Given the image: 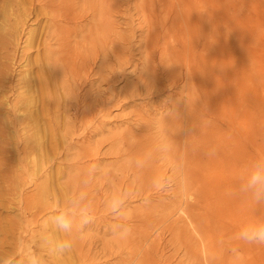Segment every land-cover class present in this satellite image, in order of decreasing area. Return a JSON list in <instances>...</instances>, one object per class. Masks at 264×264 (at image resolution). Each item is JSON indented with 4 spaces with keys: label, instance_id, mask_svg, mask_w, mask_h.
Here are the masks:
<instances>
[{
    "label": "rangeland",
    "instance_id": "rangeland-1",
    "mask_svg": "<svg viewBox=\"0 0 264 264\" xmlns=\"http://www.w3.org/2000/svg\"><path fill=\"white\" fill-rule=\"evenodd\" d=\"M99 1L93 0L94 10L85 7L80 12L82 16L79 20L68 22V25L73 21L86 23L82 26L81 34L88 26L94 29L101 25L95 38L112 41V48H107L106 58L102 60L100 55L96 59L92 66L94 70L89 76H80V82L85 81V85H76L79 86L77 88L72 84L75 80L72 75L75 77L78 74V66L72 68L73 74L67 72L68 79L67 75L62 76L64 81L61 84V26L64 29L67 25L61 22V0H0V258H11L13 264H24V252L30 248L45 264H81L80 253L88 255L86 264H264V244H248L236 238L248 223L264 222V203L257 204L250 195L240 192L251 165L257 159L264 158V0H144V3L142 0H113L114 6L108 4L112 0ZM183 3L186 6H182ZM89 19L92 22H88ZM150 27H153L152 33ZM75 35L69 36L71 40L67 43L76 48L74 41H78L81 35ZM131 35L132 39L136 37L134 41L130 38ZM152 37L156 43L151 40ZM119 38L124 42L126 40L124 54L125 59L128 56L130 60L121 69L114 65L117 71L114 68L112 71L110 66L116 61L113 59L115 56L110 54L117 46L124 44L123 41L120 43ZM85 39L88 40L89 35H85ZM182 40L186 41L184 47L182 43L185 41ZM174 42L181 49L188 48L186 55L184 52L181 54L182 50H178ZM129 43H132L133 49L127 54ZM144 43L153 56L145 55ZM150 43L155 47L154 52ZM180 43L181 46L178 45ZM200 44H203L202 49ZM165 45L167 49L163 47ZM76 50L82 53L81 47ZM172 56H180L179 65L171 66ZM192 57L195 62L202 60V57L206 59L203 58L202 61L206 64L203 69L206 74L204 87L207 91L204 89L203 98L198 85L193 89V97L196 96L194 99L199 101L198 98H203L204 103L202 102V106L201 103L198 106V102L193 103L199 112L193 113L189 147L187 145L185 148L187 150H183L184 142L180 138L179 142H175L178 144L174 151L165 155L166 157L156 150H152L155 152L151 151L150 154L143 152L146 154L143 156L141 152L140 156H136V163L139 162L142 167L128 172L127 187L117 189L110 185L106 188L105 183L101 186L103 191H98L99 183L95 181V184L91 183L84 188L93 201V223L81 228L77 221L70 234L57 230L50 217L64 208L70 193L83 188V185L75 186L76 183L68 181V172L61 170V166L72 158L68 153L70 149H64L71 144L68 143L70 138L62 145V134L64 125H67L66 110L72 107L75 97L82 99L95 90L97 92L92 95H97L98 91L102 93L105 103L109 102L106 109L111 119L107 122V127H114L111 132L129 135L127 126H135L132 115L135 109H132L137 108L139 102L148 104L147 112L159 116L166 111L161 107L165 100L164 93L171 94L175 90L177 96L174 98L180 95L186 99L185 92L180 93L178 81H181L180 69L183 70L182 67L189 63L186 61ZM107 61L110 62L109 65ZM74 62L80 65V61ZM149 62L151 67L148 68L146 64ZM49 64L59 66L49 67ZM133 64H137L135 68ZM164 65H169L167 67L172 70L169 74L171 79L168 77L170 80L166 82L164 72L160 70ZM194 65L192 66L195 67ZM99 66L105 73L99 72ZM157 67L159 69L156 71ZM110 70L113 80L100 81L101 75H108ZM139 74L144 76V82H148L149 76L154 82H162L164 90L157 93L151 90L153 94H146L143 90L144 97L122 100L118 95L123 92V85L131 80L135 81ZM38 76L45 78L47 86L43 111H39L41 99L38 93ZM171 80L174 81L171 83ZM168 84H173V87ZM63 94L67 97L64 98ZM156 99L159 100L160 108L155 106ZM151 103L154 107L150 106ZM150 108L156 110L150 111ZM30 110L38 115L37 124H32L28 117ZM200 112L202 116L199 115ZM19 113L25 115H18ZM98 119H94V123ZM20 121L26 126H21L18 123ZM91 121L86 124L89 130L83 126L80 129L84 133L80 129L76 131L75 138L72 137L73 143H80L89 134L94 124ZM36 129L41 131L36 142L42 141L43 146L23 154V141L20 142L22 135H33ZM153 130L151 129V133H155ZM182 131L184 133V127H179L181 137ZM108 132L103 130L102 134L97 133L93 137H103ZM169 137L174 140L170 134ZM133 138L129 135L124 141L134 146L137 143ZM147 139L145 137V141ZM118 141L120 138L113 141L114 146ZM105 148L107 144L104 145L103 149ZM114 151L115 147L110 154L99 155V160L102 161L99 166L104 170L110 168L103 167V163L114 159ZM70 153L72 154V150ZM156 154L159 155L158 158ZM126 156L128 157L122 160L124 165L127 162V165L132 166L135 162L131 159L133 154ZM147 156L149 158L146 160ZM183 170H188V173ZM133 175L139 178L134 180ZM184 176L188 182L184 181ZM124 189H130L134 193L127 202L128 217L124 221L131 228V234L127 239L117 240L111 233L114 221L105 207V201L111 193ZM25 196H29L32 210L28 213H22L21 210ZM96 196H99L98 200L94 198ZM8 222L13 223L9 232ZM43 236L53 240H71L72 248L61 257L52 258L48 247L43 243Z\"/></svg>",
    "mask_w": 264,
    "mask_h": 264
},
{
    "label": "bare ground",
    "instance_id": "bare-ground-1",
    "mask_svg": "<svg viewBox=\"0 0 264 264\" xmlns=\"http://www.w3.org/2000/svg\"><path fill=\"white\" fill-rule=\"evenodd\" d=\"M101 1V0H100ZM99 1V3H101ZM127 1H129V0H127ZM138 1V0H137ZM143 1V3H144V0H142ZM152 1V0H151ZM155 1V0H154ZM165 1V0H164ZM172 1V0H171ZM171 1H170V3H171ZM149 2V1H148ZM180 2H182V1H180ZM193 2V1H192ZM92 3H93V0H61V22H62V24L63 23H67V25L65 26V28L63 29V27L61 26V84L63 83V81H64V77H62L63 75H67V72H71V74H73V70H72V68L74 67V66H78V68H79V72H77L78 74L77 75H75V77L72 75V79L74 78L75 80L74 81H72L71 83L74 85V86H76V85H79V84H83L84 82L82 81V82H80L81 80H80V76L81 75H86V76H89V73L92 71V69H93V65L95 64V61H96V59L101 55L102 57H101V59L102 58H106L105 56H107L106 54H107V52H108V50L109 49H111L112 48V41L111 40H105V39H102V38H99V37H96L95 38V35L98 33V30H99V27L101 26H99V27H95L94 29H92V27L91 26H88L87 27V29H86V31L83 33V34H81L80 33V31L82 30V26H83V24L82 23H80V21H78L79 23H76V22H72V24L71 25H68L69 23V21H71V20H76L77 21V19L79 20V18H80V16H82L81 14L82 13H80V12H82L83 10H84V8L85 7H88V8H91V9H93L92 8ZM102 3H103V1H102ZM107 3V2H106ZM147 3V2H146ZM104 4V3H103ZM108 4L110 5V6H114V1L112 0L110 3H109V1H108ZM119 4V3H118ZM128 4V3H127ZM168 4V3H167ZM179 4V3H178ZM184 4V3H183ZM99 5V4H98ZM142 5V4H141ZM171 5H172V3H171ZM199 5V4H198ZM105 6V5H104ZM128 6V5H127ZM181 6V5H180ZM182 6H186V4H184V5H182ZM182 6L180 7V8H182ZM94 7V6H93ZM137 7V6H136ZM141 7V6H140ZM169 7H170V5H169ZM87 8V10L88 11H90V9H88ZM148 8V7H147ZM173 8H175L174 6H173ZM186 8V7H185ZM197 8V7H196ZM64 9V10H63ZM95 9H97V7H95ZM63 10V11H62ZM66 10V11H65ZM94 10V9H93ZM139 10V9H138ZM141 10V9H140ZM152 10V9H151ZM157 10V9H156ZM186 10V9H185ZM184 10V11H185ZM98 11V10H97ZM126 11V10H125ZM158 11V10H157ZM156 11V12H157ZM92 12V11H91ZM94 13L92 14V15H94L95 14V11H93ZM104 12V11H103ZM151 12H149V14H150ZM177 13V12H176ZM175 13V14H176ZM88 14V13H87ZM98 14V13H97ZM102 14V13H101ZM159 14V13H158ZM105 15H106V13H105ZM162 15V14H161ZM167 15V14H166ZM96 16V15H95ZM98 16V15H97ZM107 16V15H106ZM123 16V15H122ZM183 16V15H182ZM91 17V14H90V16H89V18ZM127 17V16H126ZM188 17H189V15H188ZM83 18V17H82ZM98 18H99V16H98ZM104 18H106V17H104ZM163 18V17H162ZM169 18V17H168ZM110 19V18H109ZM152 19V18H151ZM182 19V18H181ZM88 20V19H87ZM168 20V19H167ZM171 20H173V19H171ZM185 20H186V18H185ZM86 21V20H85ZM107 21V20H106ZM111 21V20H110ZM144 21V20H143ZM83 22V21H82ZM88 22H92L90 19H89V21ZM157 22V21H156ZM165 22V21H164ZM168 22V21H167ZM108 23V22H107ZM138 23V22H137ZM140 23V22H139ZM86 24V23H85ZM84 24V25H85ZM92 24V23H91ZM95 24H97V23H95ZM113 24V23H112ZM166 24V23H165ZM107 25V24H106ZM110 25H111V23H110ZM146 25H147V23H146ZM145 25V26H146ZM152 25H153V23H152ZM172 25V24H171ZM64 26V25H63ZM104 26V25H103ZM132 26V25H131ZM130 26V27H131ZM136 26V25H135ZM138 26V25H137ZM142 26V25H141ZM140 26V27H141ZM149 26V25H148ZM151 26V25H150ZM192 26V25H191ZM129 27V28H130ZM133 28H134V30L136 29L134 26H132ZM131 27V28H132ZM139 27V28H140ZM90 28V29H89ZM128 28V29H129ZM142 28V27H141ZM151 28V27H150ZM150 28H149V30H150ZM154 28H156V27H154ZM168 28V27H167ZM166 28V29H167ZM147 29V28H146ZM145 29V30H146ZM152 29H153V27L151 28V32L150 33H152ZM157 29V28H156ZM163 30V29H162ZM74 31V32H73ZM103 31V30H102ZM164 31V30H163ZM72 32H73V34L75 35V36H78V35H81V38H79L78 39V41H74V44L76 45V48L77 49H79V47H81L82 48V53H79L78 52V50H76V48L75 47H71V46H69L68 45V43L67 42H70L69 40H71L70 38H69V36H73V34H72ZM128 32V31H127ZM159 32H161V31H159ZM129 33V32H128ZM127 33V34H128ZM130 33H132L131 31H130ZM147 33V32H146ZM156 33V32H155ZM78 34V35H77ZM137 34V33H136ZM165 34V33H164ZM85 35H89V39L88 40H86L85 39ZM140 35V34H139ZM139 35H137L138 37L137 38H139ZM74 36V37H75ZM120 37L122 36L121 34L119 35ZM145 36H147V35H145ZM145 36H143V38L145 37ZM156 35H154V37H155ZM73 37V38H74ZM123 37V36H122ZM121 37V38H122ZM154 37H152L151 38V40H153L154 41ZM158 37V36H157ZM163 37V36H162ZM77 38V37H76ZM115 38L116 39H118L116 36H115ZM131 39H132V35H131V37H130ZM159 38H161V37H159ZM123 39H125V38H123ZM129 39V38H128ZM134 40L136 39V37H134L133 38ZM132 39V41H134ZM142 39V38H141ZM145 39H146V37H145ZM162 39V38H161ZM119 40H120V38H119ZM118 40V41H119ZM143 40V39H142ZM160 40V39H159ZM163 40H164V38H163ZM162 40V44H163V41ZM178 40V39H177ZM121 41H123V40H120V43H121ZM131 41V40H130ZM147 41V40H146ZM158 41V40H157ZM182 41H185V40H182ZM66 42V43H65ZM140 41H138V43H139ZM155 42V41H154ZM161 42V41H160ZM159 42V43H160ZM180 42H181V40H180ZM190 42V41H189ZM87 45H86V44ZM96 43H97V45H96ZM122 43H124L122 46H121V44L119 45V46H117V48L115 49V50H112V54H110V55H114L115 57H113V59H115V63L113 64V66L114 65H116V67H118V68H120L121 69V67L122 66H124L125 64H127V63H129V60L130 59H128V56H127V59H125V54H124V51H125V45H126V40H125V42L123 41ZM137 43V42H136ZM146 43V42H145ZM144 43V44H145ZM156 43V42H155ZM158 43V42H157ZM172 43V42H171ZM175 43V42H174ZM177 43V42H176ZM175 43V44H176ZM119 44V43H118ZM131 44L132 43H129V48H128V50H127V54H129V51H131L132 49H133V47L131 46ZM134 44V43H133ZM147 44V43H146ZM146 44L145 45H143L144 47V52H145V55L146 56H148V57H150V56H153L154 54L153 53H150V52H148L147 51V49H146ZM184 44H186V41L185 42H183L182 43V47H184L185 45ZM116 45H117V43H116ZM128 45V44H127ZM139 45H141V44H139ZM150 45H152L151 43H150ZM171 45V44H170ZM178 45H180L181 46V43L180 44H178ZM115 46V45H114ZM142 47V46H141ZM165 49H167V45H165V46H163ZM173 47H174V45H173ZM107 48H109V49H107ZM137 48V47H136ZM162 48V47H161ZM163 48V49H164ZM176 48H178V50H180L181 48L179 47V46H177V44H176ZM186 48L187 47H185V49H181L182 51H181V54L183 53L184 55H186V52L185 51H188V48H187V50H186ZM203 48V44H200V49H202ZM135 49V48H134ZM154 49H155V47H154V45H152L151 46V50L154 52ZM169 49V48H168ZM199 49V50H200ZM157 50V49H156ZM174 50H175V48H174ZM177 50V49H176ZM177 50V51H178ZM83 51H84V53H83ZM139 51V50H138ZM143 51V50H142ZM159 51H161V50H159ZM172 51V50H171ZM201 51V50H200ZM164 52V51H163ZM174 52V51H173ZM176 52V51H175ZM179 52V51H178ZM75 53H77L76 55H75V58L73 57L74 56V54ZM200 53H202V52H200ZM109 55V56H110ZM197 55V54H196ZM108 56V57H109ZM160 56V55H159ZM187 56H188V52H187ZM190 56H192V55H190ZM199 56H200V54H199ZM206 56V55H205ZM78 59H77V58ZM167 57V56H166ZM179 57L180 56H177V57H175V56H172V65L173 66H177V65H179ZM183 57H185V56H183ZM189 57V56H188ZM112 58V57H111ZM110 58V59H111ZM170 58V57H169ZM187 58V57H186ZM197 58V57H196ZM195 58V59H196ZM203 58L204 57H202V60H203ZM189 59V58H188ZM187 59V60H188ZM190 59H191V61L192 62H190ZM189 59V61H186V63L187 62H189L188 63V65H185V66H183L182 68H183V70L182 69H180L181 70V81H178V86H179V90H180V93L181 92H185V96H186V99H185V97H183L185 100H183L181 97L182 96H180L179 95V97H176V98H174L175 96H177V92L174 90V92L172 91V93L171 94H167V95H164L163 94V96H165V100L162 102L163 103V106L161 105V107H164L165 109H166V111L164 112V113H160V115L159 116H156L155 114L156 113H150V112H147V109H148V104L146 105L145 103H143V102H139V106L137 107V108H134L133 107V109L132 110H134L133 111V113H132V115L134 116V127H132V126H127V129H128V134L129 135H132L136 140V145L134 144V146H132L131 144H129V142L128 141H124L126 138H128L129 137V135H124V136H122L119 132H111L112 131V129L114 128H111L110 127V125L107 127V122H109L110 121V119L111 118H109L108 117V115H109V113H108V111H107V109H106V106H107V104L109 103H105V100H104V98H103V94L102 93H100L99 91H98V94L97 95H92L94 92H97V90H95L93 93H87V94H89L87 97H84L83 96V98L82 99H80L79 97H78V99H76V97H75V99L74 100H76L75 102H73V105H72V107L70 106V107H68V110H66V111H68L67 112V125H64V127H65V129L63 130V131H61V133L63 132V134H62V139H63V142H62V145H64L63 143L64 142H66L67 141V139L68 138H70V141H69V139H68V143H70L71 142V144H68V147L67 146H65L64 147V149H70V150H72V154L70 153V150L68 151V153H69V155L71 156L72 155V158H71V161L70 162H68L66 165H62L61 166V170H62V172H63V170H65L66 172H68V176H66V178H67V180L68 181H70L72 184H74V183H76V185L75 186H82V184L80 183V181H81V179H82V177H83V173L85 172V170L89 167V165H91V164H97V165H100L101 163H102V161L100 162V160H99V155H106V154H110V152H111V150L113 151V147H115V151H114V159L113 160H109V162H106L105 164L103 163V167H105V166H110V171H109V169L108 170H105V172L107 173L106 175H103V174H98L97 175V179H100V180H94L93 182H92V184L95 182V181H98V191L101 189V186H104V184L106 183V188H109L110 187V185H113L114 186V188H121L122 186H125V187H127V185L129 184L128 183V175H129V171L130 170H136V168H139L140 169V166L141 165H139V162L138 163H136V160H138V158H136V156H138L139 154H141V152H142V156H143V154H145V153H143V152H147L148 154H150V152L152 151V150H156L155 149V145H156V132L155 133H151V129L153 130V129H155V127H156V125L157 124H161V125H163L164 126V128L167 130V133H168V135L170 134L171 136H173L174 137V140H175V142H177L178 140H180V138L182 139L183 138V142H184V146H183V150L184 151H186L187 149H185L186 148V146L187 147H189V139H190V135H189V133H190V128H191V123H192V121L194 120V116H193V113H194V111H197V113L199 112L198 111V109H197V106L201 103V106L203 105L202 104V102L204 103V101H203V98H204V89L207 91V88H205L204 87V85L206 84L205 83V71H204V67L203 66H205L206 64H204L203 63V61L202 60H200V61H198V62H195L194 61V57H192V58H190ZM74 60H78V61H80V65H77L76 64V62H74ZM103 60V59H102ZM101 60V61H102ZM107 59H105V61H106ZM145 60H147V58H145ZM145 60H143V61H145ZM183 60H185V59H183ZM204 60H206L205 58H204ZM139 61V60H138ZM108 62V65L110 64V62L109 61H107ZM204 62H206V61H204ZM182 63V62H181ZM180 63V64H181ZM184 63V62H183ZM199 63H202V65L201 64H199ZM158 64V63H157ZM193 64H195L194 66L195 67H193L192 65ZM102 65V64H101ZM100 65V66H101ZM107 65V64H106ZM137 65V64H136ZM135 64H133V67L135 68V66H136ZM144 65V64H143ZM100 66L98 67V69L100 70L99 72H102L103 70L100 68ZM111 67L110 66V68H111V70L114 68V70H116L115 69V66L114 67ZM146 66L149 68V67H151V63L149 62V63H147L146 64ZM145 66V67H146ZM167 66H169V65H166V67H165V65L164 66H161L160 68V70H162L163 72H164V76H165V78H166V80H165V82L168 80V77H170L171 75H169L170 73H171V71L172 70H169V67H167ZM172 66V67H173ZM181 66V65H180ZM102 67V66H101ZM164 68V70H163V68ZM179 67V66H178ZM108 68V67H107ZM117 68V69H118ZM171 68V67H170ZM175 68H177V67H175ZM174 68V69H175ZM106 69V68H105ZM119 69V70H120ZM159 68L157 67V69H156V71L158 70ZM173 69V70H174ZM94 70V69H93ZM111 70L109 71V74L107 75V73L104 75V74H102V73H105V71L104 72H102L101 74L103 75H101V77L100 76H98V77H100L101 79H100V81H112L113 80V75H110V72H111ZM114 70H112V71H114ZM118 70V71H119ZM160 70H159V73H161L160 72ZM117 71V70H116ZM175 71V70H174ZM178 71H179V69H178ZM132 72V71H131ZM145 72V71H144ZM133 73V72H132ZM107 76V77H106ZM120 76V75H119ZM67 77V79H68V75L66 76ZM144 77V76H143ZM140 74H139V76L137 77V78H135V81H130L129 83L127 82V83H125L124 85H123V87H124V90H123V92H120V94L118 95V96H120L121 98H122V100H129V99H135V98H138V97H144L143 95V93H142V91L144 90L145 92H146V94H148V93H150V94H153L152 93V91H154V93H157V92H159V91H162V90H164L163 89V86H164V84H162V82H154L153 81V79L149 76L148 77V82H144V79H142L143 78ZM147 77V76H146ZM160 77V76H159ZM42 77H39L38 76V83H39V91H38V93H39V97H40V99H41V103H40V108H39V111L41 110V111H43V109H44V105H43V99L47 96V86H45V84H46V80H44L43 78L41 79ZM71 78V77H70ZM71 79V80H72ZM170 79H171V77H170ZM169 79V80H170ZM70 80V79H69ZM84 80V79H83ZM97 80H99V79H97ZM116 80V79H115ZM168 80V81H169ZM65 81H66V79H65ZM88 81V80H87ZM86 81V82H87ZM147 81V80H146ZM172 81H174V80H171L170 82L172 83ZM176 81H177V79H176ZM69 82V81H68ZM71 83H70V85H71ZM91 83V82H90ZM93 83V82H92ZM98 83V82H97ZM164 83V82H163ZM102 84V83H101ZM100 84V85H101ZM145 84V85H144ZM173 84H174V82H173ZM172 84V85H173ZM208 84V83H207ZM69 85V84H68ZM70 85L68 86V87H70ZM83 85H85V84H83ZM86 85H87V83H86ZM92 85V84H91ZM91 85H90V87H91ZM94 85H95V82H94ZM100 85H97V86H99L100 87ZM150 86V88L149 87H147V86ZM169 85V84H168ZM171 85V84H170ZM169 85V86H170ZM171 85V86H172ZM185 85H187L186 87H185ZM195 85H198L200 88H201V92H200V94L202 93V96H203V98H198L199 99V101L198 100H195L194 99V97H196V96H194L193 97V89L195 88ZM66 86V84H64L63 85V87H65ZM73 86V87H74ZM93 86V85H92ZM176 86V85H175ZM197 86V87H198ZM208 86V85H207ZM206 86V87H207ZM77 88L79 87V86H76ZM82 87V86H81ZM99 87L97 88V89H99ZM111 87H112V84H111ZM173 87V86H172ZM185 87V88H184ZM199 87H198V89H199ZM71 88V87H70ZM88 88V87H87ZM108 88H110V87H108ZM113 88V87H112ZM65 89V88H64ZM67 89V88H66ZM72 89V88H71ZM73 89H75V88H73ZM77 90V89H76ZM100 90V89H99ZM102 90V89H101ZM152 90V91H151ZM176 90H177V86H176ZM71 91V90H70ZM90 91V90H89ZM88 91V92H89ZM112 91V90H111ZM65 92H68V90H65ZM78 92H79V89H78ZM84 92V91H83ZM91 92V91H90ZM113 92V91H112ZM194 92H196V91H194ZM199 92V91H198ZM71 93V92H70ZM69 93V94H70ZM74 94H75V91L73 92ZM109 93V92H108ZM68 94V93H67ZM73 94V95H74ZM80 94V93H79ZM79 94H77V95H79ZM96 94V93H95ZM111 94V93H110ZM113 95H114V93H112ZM116 94V93H115ZM143 94V95H142ZM161 94V93H160ZM183 94V93H182ZM199 94V93H198ZM64 95V98L65 97H67V96H65L66 94H63ZM75 96H76V94H75ZM111 96V95H110ZM116 96H117V94H116ZM162 96V95H161ZM162 96V97H163ZM184 96V95H183ZM198 96V95H197ZM201 96V97H202ZM72 97V96H71ZM70 97V98H71ZM89 97V98H88ZM93 97V99L91 100V98ZM147 97V96H146ZM87 98L89 99L88 101H87ZM108 98V97H107ZM110 98H112V97H110ZM164 98V97H163ZM113 99V98H112ZM116 99V98H115ZM162 99V98H161ZM157 100V99H156ZM177 100H179V103H176L175 104V112H176V116L174 115V114H170V113H168L167 112V110H169V109H173V105H174V102H176ZM68 101V100H67ZM70 101V100H69ZM113 101H115V100H113ZM112 102V101H111ZM125 102V101H124ZM153 102H154V100H153ZM158 102V103H157ZM157 102L155 101V103H156V105L155 106H157L158 104H159V100H157ZM194 102H198L197 103V106H195V104H193ZM26 103V102H25ZM70 103H71V101H70ZM69 103V104H70ZM146 103H147V101H146ZM154 103V104H155ZM28 104V102L26 103V105ZM33 105V104H32ZM12 106H13V108L15 107V104L13 103L12 104ZM109 106V105H108ZM112 106V105H111ZM150 106L151 107H154V105L151 103L150 104ZM159 106V105H158ZM26 107V106H25ZM65 107V106H64ZM200 107V106H199ZM130 108H132V107H130ZM159 108H160V106H159ZM67 109V108H66ZM153 109V108H152ZM151 108H150V111L152 110ZM203 109V108H202ZM16 110V109H15ZM131 110V109H130ZM154 110H156L155 108L153 109V111ZM160 110V109H159ZM203 110H205V109H203ZM163 111V110H162ZM156 112V111H155ZM204 112V111H203ZM64 113H66V112H64ZM131 114V113H130ZM130 114H129V116H130ZM114 115H117V114H114ZM113 115V116H114ZM124 115H126V114H124ZM123 115V116H124ZM199 115H203L202 114V112H200L199 113ZM112 116V117H113ZM123 116H120L121 118L123 117ZM28 117L31 119V121H32V124H37L38 123V115L37 114H34L31 110L30 111H28ZM66 117V116H65ZM98 117H100L99 119H98ZM117 117V116H116ZM118 117H119V115H118ZM125 117V116H124ZM123 117V118H124ZM128 117V116H127ZM115 118V117H114ZM129 118H132V116L131 117H129ZM128 118V119H129ZM173 118H175V120L173 119ZM94 119H98V120H96L95 121V123H94ZM125 119H127V118H125ZM127 119V120H128ZM19 120V119H18ZM93 121V125L91 126V130L88 132L89 134L86 136V137H84L83 139H81L80 140V143H78V144H75V143H73V141H72V137H74V135H75V133H76V131L78 130V129H80L81 127H83V128H86L87 130H89V128H87L86 127V124H88V122L89 121ZM132 120V119H131ZM65 121V122H66ZM91 121V122H92ZM21 126H26V125H22V122L20 121V122H18ZM27 123V122H26ZM90 123V122H89ZM112 123V122H111ZM92 124V123H91ZM90 124V125H91ZM109 124V123H108ZM175 124H177V126H175ZM196 124V123H195ZM90 125H88V126H90ZM131 125V124H130ZM197 126H199V125H197ZM63 127V128H64ZM179 127H184V133H183V131H182V133H183V137H181L182 135H181V133H179L178 132V128ZM133 128V129H132ZM62 129V128H61ZM86 129H85V131H86ZM81 130V132L82 133H84L83 131H82V129H80ZM103 130L105 131V130H108L109 132H108V134L107 135H105V136H103V137H99V138H96L95 136V139H94V137H93V135L94 134H102L103 133ZM181 130V129H180ZM183 130V129H182ZM195 130V129H194ZM194 130H193V132L192 133H194ZM155 130H153V132H154ZM81 132H80V134H81ZM123 133H124V131H123ZM40 135H41V131L39 130V129H36L35 130V132H34V134L33 135H30V134H25V135H22V137L24 138H21L22 140L20 141L21 143H22V141H23V146H22V153L24 154L25 152H27V151H31L33 148L34 149H37V148H40V147H42L43 146V142L41 141V142H36V139H37V137L39 138L40 137ZM76 136V135H75ZM193 136V135H192ZM145 137H148V139L145 141ZM75 138V137H74ZM118 138V139H117ZM119 138H120V141H118L117 143H115V146H114V143H113V141L114 140H119ZM132 138V137H131ZM133 138V139H134ZM131 140V139H130ZM129 140V141H130ZM75 141V140H74ZM124 141V142H123ZM134 141V142H135ZM145 141V142H144ZM190 141H193V140H190ZM31 142H35L34 144L33 143H31ZM76 142V141H75ZM179 142V141H178ZM31 143V144H30ZM124 143H126L127 145H124ZM181 143H182V140H181ZM192 143V142H191ZM190 143V144H191ZM73 144H75L74 146H73ZM105 144H107V148H105V149H103V147H104V145ZM178 144V143H177ZM177 144H175V146L177 145ZM183 144V143H182ZM181 146V145H180ZM63 147V146H62ZM21 149V148H20ZM63 149V148H62ZM63 149V150H64ZM180 149H182V148H180ZM174 151V150H173ZM176 151V150H175ZM183 151V155L185 154V152ZM65 152V151H64ZM152 152H155V151H152ZM178 152H179V150H178ZM66 154H68L67 152H65ZM174 153V152H173ZM173 153H172V155H173ZM188 153V152H187ZM128 154H133V156H132V160L134 159L135 160V162L133 163V165L131 166V165H127V162H126V166L124 165L125 163H123V159H124V157H128V156H126V155H128ZM152 154V153H151ZM178 154V153H177ZM146 155V154H145ZM157 155L158 154H156V157H157ZM170 155V154H169ZM171 155V156H172ZM189 155V154H188ZM67 156V155H66ZM70 156H67L68 158L70 157ZM108 156V155H107ZM140 156V155H139ZM141 156V157H142ZM154 156H155V153H154ZM177 156V155H176ZM175 156V157H176ZM179 156V155H178ZM185 156V155H184ZM158 157H159V155H158ZM157 157V158H158ZM166 157V156H165ZM102 158H103V156H102ZM136 158V159H135ZM149 157L147 156L146 157V160L148 159ZM152 158H154V157H152ZM171 158V157H170ZM187 158V156L184 158V159H186ZM189 158V157H188ZM101 159V158H100ZM178 159V157L176 158V159H174V161L175 160H177ZM179 159H180V157H179ZM67 160V159H66ZM85 160H87V161H85ZM123 160V161H122ZM130 160V159H129ZM153 160V159H152ZM151 160V161H152ZM62 161V160H61ZM154 161V160H153ZM173 161V160H172ZM185 161V160H184ZM186 161H188V160H186ZM144 162V161H143ZM142 162V163H143ZM178 162V161H177ZM64 163H65V161H64ZM130 163H131V161H130ZM144 163H146V162H144ZM179 163V162H178ZM177 163V164H178ZM188 164H189V162H187ZM114 164V165H113ZM148 164V163H147ZM150 164H152V163H150ZM184 164H186L185 162H184ZM143 165V164H142ZM177 166V165H176ZM142 167V166H141ZM144 167V166H143ZM149 167V166H148ZM148 167H147V169H148ZM151 167V166H150ZM187 167V166H186ZM186 167H184V168H186ZM135 168V169H134ZM144 168H146V167H144ZM183 168V167H182ZM188 168V167H187ZM186 168V169H187ZM143 169V168H142ZM71 171H73V173H71ZM140 171H142V170H140ZM150 171H151V169H150ZM183 171H186V170H183ZM188 171V170H187ZM186 171V172H187ZM129 172V173H128ZM133 172V171H132ZM131 172V173H132ZM189 172H190V169H189ZM77 173H80V175H77ZM135 173V172H134ZM144 173V172H143ZM146 173V172H145ZM188 173V172H187ZM186 173V174H187ZM133 174V173H132ZM148 174H150V173H148ZM143 176V175H142ZM133 178H134V180H136V179H138L139 178V176H136V175H133L132 176ZM187 177H188V175H187ZM133 178L131 179L132 181H133ZM145 178V177H144ZM130 180V179H129ZM184 181H187L188 182V180H186L185 179V176H184ZM95 184V183H94ZM75 190V189H74ZM102 190V189H101ZM107 190V189H106ZM105 190V191H106ZM103 191V190H102ZM103 193V192H102ZM99 197V196H98ZM98 197L96 196V197H94V198H96V200H98ZM21 210H22V213L23 212H26V213H28L29 212V210H31L30 209V206H29V196H25L24 197V199H22V206H21ZM32 211V210H31ZM34 214H35V212H34ZM31 215H33V213L31 214ZM36 215H37V213H36ZM25 222H26V220H24ZM9 224H8V226H9V228H7V231L9 232L11 229H12V227H13V223L12 222H8ZM42 234V233H41ZM12 243V242H11ZM8 250V249H7ZM80 256H79V259H80V263L81 264H86V259L88 258V255H86V254H82V253H80L79 254ZM90 259V258H89ZM91 260V259H90ZM89 264V263H88Z\"/></svg>",
    "mask_w": 264,
    "mask_h": 264
},
{
    "label": "clouds",
    "instance_id": "clouds-1",
    "mask_svg": "<svg viewBox=\"0 0 264 264\" xmlns=\"http://www.w3.org/2000/svg\"><path fill=\"white\" fill-rule=\"evenodd\" d=\"M48 66L57 67L59 65L49 64ZM176 103H179V100L174 102L173 109L167 110L168 113L174 114L175 116ZM18 115H25V113H19ZM155 132L156 151L162 156L171 153L174 150L175 141L169 137L164 126L157 124ZM213 154L215 153L213 152ZM98 174L106 175L107 173L97 164L89 165L80 181L83 188L70 193L64 208L57 210L50 217L52 225L57 230L70 234L77 221H79L81 228L94 222V216L92 215L93 201L84 188H87L96 179ZM77 175H80V173H77ZM240 192L250 195L257 204L264 203V158L257 159L251 165L246 179L241 184ZM133 194L130 189L118 190L111 193L105 201V207L114 221L111 225V233L117 240L127 239L131 234V228L124 221L128 217L127 202ZM236 238L248 244H264V222L248 223L240 230ZM42 240L45 246L48 247L49 256L52 258H59L72 248L71 240H53L48 236H43ZM0 264H13V261L11 258H0ZM24 264H45V262L29 248L24 252Z\"/></svg>",
    "mask_w": 264,
    "mask_h": 264
}]
</instances>
